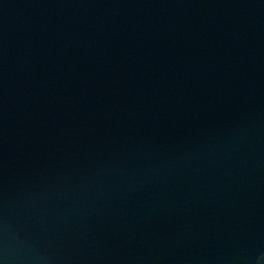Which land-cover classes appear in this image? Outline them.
Segmentation results:
<instances>
[{
  "label": "water",
  "instance_id": "obj_1",
  "mask_svg": "<svg viewBox=\"0 0 264 264\" xmlns=\"http://www.w3.org/2000/svg\"><path fill=\"white\" fill-rule=\"evenodd\" d=\"M0 264H264V0H0Z\"/></svg>",
  "mask_w": 264,
  "mask_h": 264
}]
</instances>
